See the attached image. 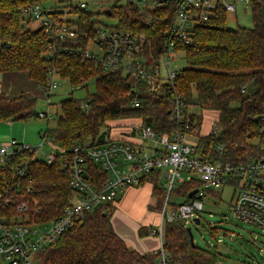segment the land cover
Instances as JSON below:
<instances>
[{"label": "trees", "instance_id": "16d2710c", "mask_svg": "<svg viewBox=\"0 0 264 264\" xmlns=\"http://www.w3.org/2000/svg\"><path fill=\"white\" fill-rule=\"evenodd\" d=\"M45 1L48 0H0V72L25 74L40 85L47 81L49 66H55L73 86L95 78V91L85 98L72 95L60 101L57 125L45 131L50 140L68 151L77 142L102 140L109 134V128L134 120L151 125L157 133L172 132L177 125L171 110L176 96L183 94L186 103L197 109L191 110L190 118L198 130L193 124L190 129L206 147L213 141L224 142L225 161L240 163L264 158V0H254L250 5L251 27L229 28L228 11L223 7H217L208 22L196 23L191 30L192 42H178L187 66L180 70L174 83L158 79L149 83L122 68L106 70L94 60H83L73 52L61 56L58 52L54 58H48L49 34L42 28L32 29L23 13L24 7ZM110 9L111 16L119 19V29L147 35L142 51L146 56L153 54L158 58L174 38L173 5L168 9L164 6L146 9L129 3ZM72 11L79 18L74 24L92 36L93 12L77 7ZM148 17L156 19L147 24ZM86 41L87 38H82L83 43ZM92 97L94 100L90 101ZM38 98L27 90L0 92V121L37 116L34 108ZM136 100L139 106L135 105ZM84 102L87 107L82 106ZM207 111H215L218 116L210 118L205 133ZM13 164H0V191L12 178ZM150 183L156 204L148 207L159 210L166 188L158 176ZM201 184L199 179L185 181L177 185L175 193L183 199L190 198L189 193ZM24 185L31 187L27 199L32 209L41 210L38 220L59 216L76 195L58 155L53 163L46 158L35 159ZM210 193L218 195L220 191L211 189ZM115 209L116 204L105 202L88 213L40 254V264H158L159 252L142 253L131 248L116 232L112 222ZM211 229L216 232L218 228ZM164 248L175 264H219V252L194 245L187 228L176 221L165 224Z\"/></svg>", "mask_w": 264, "mask_h": 264}, {"label": "built area", "instance_id": "2783aa9c", "mask_svg": "<svg viewBox=\"0 0 264 264\" xmlns=\"http://www.w3.org/2000/svg\"><path fill=\"white\" fill-rule=\"evenodd\" d=\"M240 1L248 8L254 0ZM129 3L146 9L160 6L168 9L173 5L171 32L174 38L165 45L163 54L158 58L153 54H142L147 35L119 29L118 18L115 24L98 26L100 20L96 18L97 13L107 14L106 10L111 6ZM73 7L93 12L90 18L94 23L92 36L74 24L79 18L72 11ZM102 7L99 11L91 10L86 0L55 1L50 5L37 2L24 7L23 13L30 27L38 22L37 28L49 34L48 58H54L58 52L60 56L73 52L83 60H94L106 70L122 68L149 83L156 79L162 83H174L180 70L172 67V61L178 53H183L178 50L179 40L183 44L191 43V30L196 23L208 22L215 16L217 7L237 11V0H112L110 5ZM155 19L148 17L146 22L151 24ZM82 38H87V41L83 43ZM93 41L101 49V54L90 49ZM62 79L68 81L61 77L55 66H49L47 81L41 84L48 110L53 104L52 95ZM245 90L246 86H243L242 92ZM139 104V100H136L135 105ZM82 106L87 107L88 104L84 102ZM192 108L191 104L186 103L185 95L176 96L171 117L177 128L172 132L157 133L151 125L135 120L131 124L134 128L132 138L110 135L95 142H77L68 151L47 153L46 159L50 163L56 161L57 155L61 159L76 195L59 216L45 220H38L41 210L32 209L27 199L31 187L24 185L32 162L45 158L37 154L47 138L45 133L42 134L45 137L43 141L36 146L15 138L1 143V164H14L10 182L0 191V264H40V254L88 213L105 202L117 204L118 196L124 189L151 182L157 176L163 181L167 192L159 209V228L151 231L161 240L156 251L160 254L158 264H175L164 248L165 224L176 221L187 228L192 222L197 223V218L201 221L205 199L209 196L218 199L221 196V191L214 195L210 190L219 191L226 184L235 186L233 212L241 220L254 223L264 232V158L240 163L225 161L224 142L213 141L206 147L200 141L195 132L198 127L191 123ZM37 117L52 118L49 111H41ZM191 124L195 131L190 129ZM216 131L217 126L214 125L212 132ZM193 179L202 182L192 190L197 189L195 194L190 196L191 191L190 198L177 201L176 198H181L175 193L177 185Z\"/></svg>", "mask_w": 264, "mask_h": 264}, {"label": "rangeland", "instance_id": "374dc122", "mask_svg": "<svg viewBox=\"0 0 264 264\" xmlns=\"http://www.w3.org/2000/svg\"><path fill=\"white\" fill-rule=\"evenodd\" d=\"M88 1L89 8L91 10L99 11L101 6L110 5L112 0H86ZM216 1V0H215ZM54 0H48L44 3L46 5L53 4ZM98 2V3H97ZM227 22L229 28H237V26H253V16L251 8H246V4L237 0V11H228ZM96 18L100 20L98 22L99 27L104 25H110L116 23V18L111 17L105 13H97ZM38 27V22L31 24L32 29ZM90 49L98 54H101V49L93 41L90 44ZM187 66V61L184 53H178L177 58L172 61V67L176 70H181ZM10 85L17 83L18 81H8ZM95 91V78H91L87 82L78 86L71 85L65 79H62L60 86L56 89L55 94L52 95L53 104L48 110V104L43 96H38V102L35 106V112L41 111L50 112L51 119L37 117L36 115L30 116L24 119H13L11 121H0V144L8 142L13 138L18 141L27 142L33 146L39 145L45 137L42 134L47 131L49 127H55L59 114H61L60 101L66 97L74 96L76 98H85L88 93ZM193 110H197L192 108ZM205 115L204 129L209 128L211 122L210 118H216L218 116L215 111H207ZM63 152L64 148L50 140L48 137L44 139L43 145L40 147V151L37 152L39 157H45L50 152ZM1 164V162H0ZM150 183H145L140 186L148 190ZM221 191L220 198L216 199L213 196H209L205 199L204 209L201 212L200 223H191L190 227L194 233V241L200 247L209 249L211 251H218L219 264H264V232L257 227L254 223L241 220L233 212L235 186L232 184H226L219 189ZM128 189H124L118 196V202L120 198H125L121 207L117 210V214L121 216V220L126 222L134 220L131 215L130 209L135 201V193L131 192L127 195ZM143 192V191H142ZM156 198L151 195V201ZM177 201H182L183 198H176ZM137 203L139 201L137 200ZM157 212V211H156ZM154 213L153 225L150 226L148 231H140L141 236L153 235L151 233L152 228H159L158 215ZM212 227H217V231L213 232ZM133 248V247H131Z\"/></svg>", "mask_w": 264, "mask_h": 264}, {"label": "crops", "instance_id": "0c3cea01", "mask_svg": "<svg viewBox=\"0 0 264 264\" xmlns=\"http://www.w3.org/2000/svg\"><path fill=\"white\" fill-rule=\"evenodd\" d=\"M18 81L16 84L12 83L13 85H10L8 81ZM21 90H27L32 92L33 94H36L37 96H43L45 98L44 90L42 89L41 85L38 82H34L28 78L27 75H12L8 73H1L0 72V92H19ZM135 121V120H134ZM133 121H127L125 125L118 127L113 126L109 128V134L113 137H123V138H132L133 130L131 124ZM115 125V123L113 122ZM208 129H206L205 133ZM27 143V142H26ZM150 183V182H147ZM151 186H149L148 190L140 186H131L128 187V191L135 193V201L132 205L133 208L130 209L131 215L135 218L134 220L126 222L125 220H121V216L117 214L118 208L121 207L122 201L125 199L124 197L117 202L116 209L112 216V222L114 225V228L116 232L126 241V243L133 247L134 249H137L138 251L142 253H146L149 251H157L160 247L161 240L160 237L157 235H146L141 236L140 231H148L150 226L153 225V217L154 213L158 215V224L161 221V216L159 213V210L150 209L148 206H155L156 204V198L151 201V195L153 192V186L150 183ZM143 191V192H142ZM128 192L127 195H129ZM137 200L139 203H137ZM151 229H153L151 227ZM152 231V230H151Z\"/></svg>", "mask_w": 264, "mask_h": 264}, {"label": "water", "instance_id": "95a60500", "mask_svg": "<svg viewBox=\"0 0 264 264\" xmlns=\"http://www.w3.org/2000/svg\"><path fill=\"white\" fill-rule=\"evenodd\" d=\"M106 13L109 14V15H111V13H112L111 9H107V10H106ZM93 100H94V98L92 97L90 101H93ZM155 137H157V135H156ZM196 191H197V189L194 190V191H192V192L190 193V196H192L193 194H195ZM196 222L199 223V222H200V219L197 218V219H196ZM187 231H188V233H189V236H190L191 241H192L193 244L195 245L196 243H195V241H194V233H193V231H192V228H191L190 226L187 227Z\"/></svg>", "mask_w": 264, "mask_h": 264}]
</instances>
